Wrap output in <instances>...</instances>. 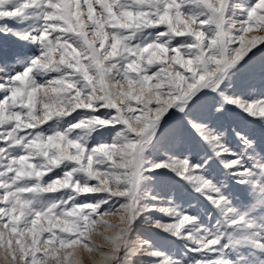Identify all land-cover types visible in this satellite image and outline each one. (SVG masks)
<instances>
[{"label": "snow or ice", "instance_id": "6c2138e0", "mask_svg": "<svg viewBox=\"0 0 264 264\" xmlns=\"http://www.w3.org/2000/svg\"><path fill=\"white\" fill-rule=\"evenodd\" d=\"M258 33L264 0H0V262L264 264Z\"/></svg>", "mask_w": 264, "mask_h": 264}, {"label": "rangeland", "instance_id": "374dc122", "mask_svg": "<svg viewBox=\"0 0 264 264\" xmlns=\"http://www.w3.org/2000/svg\"><path fill=\"white\" fill-rule=\"evenodd\" d=\"M258 34H264V33H258ZM252 87L255 89L254 91H251L246 98L248 99H254L257 96H259L260 94L264 93V83H261V81L256 80L255 82H253ZM234 111L238 114V115H243L242 113L239 112L238 109H234ZM255 134L258 137L264 138V130L260 129L259 127L256 128L255 130ZM170 176L172 177L173 180H176L179 184H185L186 182H182L179 181V178L175 177L174 174H170ZM146 186L151 189L154 193L156 191H160L161 195L167 196V192L166 191H161L159 189V187L154 186L153 183L151 182H146ZM183 190V189H180ZM232 191L234 192H241L242 189L239 187H234L232 188ZM187 197L181 201L179 199H175L174 202L179 204L181 207L187 208V204H188V199L191 198L193 195H195L191 188H187ZM142 234H145L146 236L150 237L155 246L160 248L162 251H167L170 253H175L177 255L180 254V251L182 250V243L180 241H176L174 238L172 237H168L166 234H162V233H158L155 230H151L148 229L146 226H141L140 229ZM93 239H96L95 237ZM97 242L99 243L100 241L97 240ZM227 258V257H226Z\"/></svg>", "mask_w": 264, "mask_h": 264}, {"label": "clouds", "instance_id": "9594fccd", "mask_svg": "<svg viewBox=\"0 0 264 264\" xmlns=\"http://www.w3.org/2000/svg\"><path fill=\"white\" fill-rule=\"evenodd\" d=\"M0 264H2V262H0Z\"/></svg>", "mask_w": 264, "mask_h": 264}]
</instances>
